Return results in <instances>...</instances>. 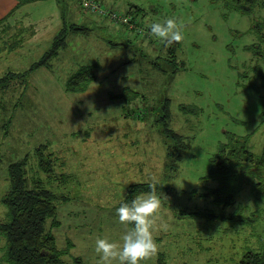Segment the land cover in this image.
<instances>
[{
  "label": "rangeland",
  "instance_id": "rangeland-1",
  "mask_svg": "<svg viewBox=\"0 0 264 264\" xmlns=\"http://www.w3.org/2000/svg\"><path fill=\"white\" fill-rule=\"evenodd\" d=\"M43 1L23 10L39 43H0L10 50L0 55V75L28 71L0 84V225L9 220V166L29 154V186L42 179L57 196L58 223L47 225L66 264H98L97 238L122 243L126 226L116 209L148 192L131 188L152 182L161 195L153 225L158 250L141 264H237L262 248L264 196L257 199L245 183L233 203H224L211 194L219 182L209 175L229 134L247 137L255 153L264 149V42L251 30L253 16L229 11L224 0H97L132 15L142 35L87 11L81 0ZM171 17L184 24L177 58L148 34L151 23ZM6 22L2 33L9 32ZM65 27L50 66L30 70ZM85 65L93 66L94 80L85 90H67ZM128 88L139 95L121 96ZM166 127L183 140L168 139ZM41 144L53 152L51 173L34 157ZM168 144L177 148L172 155ZM7 247L0 228V264H10Z\"/></svg>",
  "mask_w": 264,
  "mask_h": 264
},
{
  "label": "trees",
  "instance_id": "trees-1",
  "mask_svg": "<svg viewBox=\"0 0 264 264\" xmlns=\"http://www.w3.org/2000/svg\"><path fill=\"white\" fill-rule=\"evenodd\" d=\"M263 2V0H224L229 11L236 10L242 14L253 16L254 22L251 30L259 35L262 42H264V12L261 13L260 10H264ZM107 12L117 14L116 18L111 17L112 22H116L117 26L123 25L138 34L145 33L144 27L135 22L132 15L120 14L111 10H107ZM109 13L107 15L110 16ZM5 19L7 20V17ZM66 32L67 28H62L55 38L53 47L39 61H36L30 70L35 67L50 66L49 59L57 54L60 47L65 44L63 38ZM15 45L13 42L11 47L14 48ZM257 46L258 42L250 45L249 48L253 50L254 47L255 50ZM178 48L179 42L168 45V55L177 58ZM26 74L28 71L19 72L9 69L0 75V84L3 83L2 86L5 87L16 78L24 79ZM95 76L92 65L82 66L68 79L67 90H85L87 84L94 80ZM120 94L128 99H134L139 95L138 92L129 88ZM168 116L169 113L166 112L165 119ZM163 132L168 139H174L176 136L181 138L180 134L168 127L163 128ZM184 148L185 146H180V150ZM173 149L177 148L168 144L169 155H172ZM34 157L36 160L38 158L43 170L50 173L54 171L53 152H48V144L38 146ZM28 161L29 154L9 166L11 187L3 198L8 206L9 220L0 225L1 230L8 238L6 259L10 264H66L63 259L65 252L59 248L56 236L47 225L50 219L51 225L58 223L55 202L57 196L53 190L44 186L42 179H33L29 186L28 168L26 167ZM211 162L212 168L209 175L219 182L212 188L211 194L219 201L233 203L245 183L252 185L257 199L264 196V149L262 153H255L250 147L247 137L229 134L228 139L221 142L218 151L211 157ZM149 190L146 185L139 187L135 185L130 191L137 193V191ZM237 218L239 219V216ZM248 218L253 220L256 218V214ZM237 264H264V246L259 250H248Z\"/></svg>",
  "mask_w": 264,
  "mask_h": 264
},
{
  "label": "clouds",
  "instance_id": "clouds-1",
  "mask_svg": "<svg viewBox=\"0 0 264 264\" xmlns=\"http://www.w3.org/2000/svg\"><path fill=\"white\" fill-rule=\"evenodd\" d=\"M148 27V34L166 45L184 39V24L176 17L153 22ZM148 187L150 191L135 196L131 202L122 201L116 209L119 223L126 226L122 243L110 242L107 238L96 239L98 264H141L156 254L158 245L153 237V225L161 208V195L155 182L149 183Z\"/></svg>",
  "mask_w": 264,
  "mask_h": 264
},
{
  "label": "crops",
  "instance_id": "crops-1",
  "mask_svg": "<svg viewBox=\"0 0 264 264\" xmlns=\"http://www.w3.org/2000/svg\"><path fill=\"white\" fill-rule=\"evenodd\" d=\"M46 1V0H45ZM44 3L43 0L30 1L27 0H0V21L7 17L8 23L6 22V30L9 29V32L2 33L0 30V43L6 44L9 41L13 40L16 35V38L19 39L20 42L28 41L32 38L34 40V44L39 43L40 41V33L36 32L31 24H29L26 20V15L28 14L24 12V9H28L32 4ZM72 26V28H82V26ZM33 28V31L31 29ZM86 28V27H85ZM6 33V34H5ZM6 38V39H5ZM5 39V40H4ZM13 49V47H11ZM0 55L2 58L6 56L5 53L10 52L6 46L0 48ZM10 56V55H9ZM1 62V59H0ZM1 74V72H0Z\"/></svg>",
  "mask_w": 264,
  "mask_h": 264
},
{
  "label": "built area",
  "instance_id": "built-area-1",
  "mask_svg": "<svg viewBox=\"0 0 264 264\" xmlns=\"http://www.w3.org/2000/svg\"><path fill=\"white\" fill-rule=\"evenodd\" d=\"M82 4L85 6V4H87V6H85V8L90 9V11L97 12V13H103V14H108L109 12H107V10H105L101 4H99L97 2V0H81ZM112 18H116L117 14L116 13H109ZM116 23V22H115Z\"/></svg>",
  "mask_w": 264,
  "mask_h": 264
}]
</instances>
